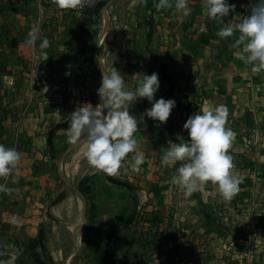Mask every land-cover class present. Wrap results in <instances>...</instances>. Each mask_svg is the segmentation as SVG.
<instances>
[{"label": "crops", "instance_id": "0c3cea01", "mask_svg": "<svg viewBox=\"0 0 264 264\" xmlns=\"http://www.w3.org/2000/svg\"><path fill=\"white\" fill-rule=\"evenodd\" d=\"M228 2L235 12L220 24L208 18L201 0H189L186 18L174 8L156 11L154 0H106L86 13L61 10L55 0H0V93L21 96L0 102L2 110L21 112L0 119V142L9 140L22 153L13 173L17 182L0 178L15 190L0 194V259L19 249L16 264H251L247 226L239 230L229 218L202 213L204 204L216 205V193L202 189L186 197L171 183L180 165L161 168L149 161L159 130L166 133L164 149L169 140L180 142L173 132L187 134L183 125L205 106H226L227 127L253 123L251 113L264 116V72L252 74L238 58V33L216 35L241 22L252 5ZM33 26L39 27L36 47L25 43ZM44 38L48 59L39 54ZM154 58L161 73L155 99L175 100L176 107L166 124L138 120L135 136L147 163L135 173L147 183H117L92 171L82 141L71 144L63 161L60 142H69L57 130L68 129L70 115L90 103L84 99L89 89L75 86V74L90 76L92 68L101 77L112 63L134 88L144 74L155 73ZM160 173L162 181L155 176Z\"/></svg>", "mask_w": 264, "mask_h": 264}, {"label": "clouds", "instance_id": "9594fccd", "mask_svg": "<svg viewBox=\"0 0 264 264\" xmlns=\"http://www.w3.org/2000/svg\"><path fill=\"white\" fill-rule=\"evenodd\" d=\"M146 0H141L145 3ZM252 5L249 15L241 22L221 27L216 35L221 38L233 37L240 51L238 58L254 75L264 72V0H249ZM61 10H76L83 6L84 0H55ZM204 10L210 20L224 24L225 18L234 13L235 4L228 0H201ZM156 11L173 9L182 17L191 14L189 0H154ZM39 27L33 26L25 43L36 47L40 39ZM49 41L44 38L39 43V54L46 59L43 51L49 47ZM160 88L157 73L144 74L134 88L129 87L125 76L114 66L102 72L101 86L97 90L99 104L93 107L84 103L70 115L68 129H58L57 135L66 134L68 142L76 145L82 141L83 155L89 166L95 172L109 177L119 176L121 169L127 164L131 171L139 172L145 157L138 150L135 134L138 131V119L130 114L132 107L140 100L146 99L151 107L143 113L144 117L159 124H166L176 101L163 98L155 99ZM47 91V89H46ZM207 104V102H206ZM57 121L62 119L61 111L56 110ZM228 109L224 105L205 106L190 116L183 128L188 133V139L183 142L169 140L161 157V166L176 168V174L171 183L184 191L186 197L201 191L208 184L214 185L224 201H231L240 191L242 179L234 171L233 156L230 149L236 133L227 127ZM129 154L131 159L128 160ZM22 153L16 148H6L0 144V178L17 182L13 173L20 166ZM15 190L0 183V194L11 195ZM0 252V257L4 256ZM7 259H0V264H16L20 250L9 252Z\"/></svg>", "mask_w": 264, "mask_h": 264}, {"label": "rangeland", "instance_id": "374dc122", "mask_svg": "<svg viewBox=\"0 0 264 264\" xmlns=\"http://www.w3.org/2000/svg\"><path fill=\"white\" fill-rule=\"evenodd\" d=\"M79 66L80 63L73 64L74 69H79ZM111 67L112 63L109 65V68ZM87 76H89L87 72H78L75 74L74 83L77 87L87 86V90L89 89V92L87 93L88 98L86 97V94H84V99L88 100V102L93 105L98 99L97 90L101 86L102 76L98 77L95 75L92 68L90 69V76L88 79H86ZM253 96L256 97V94ZM18 97L21 98L19 94H7V92L4 91V93H0V102L4 99L5 102L9 100H19ZM147 103L148 101L146 99L140 100L132 107L130 114L137 117L138 120L145 118L143 113L146 110L145 107L147 106ZM8 115L12 118H16L20 117L21 112L17 109L2 110L0 107V119ZM251 116L254 119L253 123L239 124L232 121L228 124L229 128L236 133L235 140L230 149V154L234 158V171L238 173L242 179V183L239 186L240 191L231 201H224L217 188L212 184H208L204 189L207 193L209 191L216 193L215 197L217 198V203L216 205L213 204L211 209H209L207 205L205 207L204 204L202 206V213L207 216L217 215L216 219L229 218V220L232 221V227L235 225V228H238L239 230L241 226H247L244 230L246 231L247 229L249 233L244 234V241L249 243L250 246L248 262L251 264H264V116L262 117V115H258V113H251ZM9 129H11L12 133L17 131L16 126L14 128L9 127ZM165 134L159 130V137L155 152L156 158L154 157L149 159L153 165L161 168L163 167L161 166L160 161L164 151L165 144L163 140L165 138ZM173 136L180 142L188 139V133H178V131H176L173 132ZM8 141L9 140L0 142V144H3L6 148H13L14 143ZM63 143L64 142H60V145L64 148L61 151L60 156L62 157V155H65V157L63 156L64 161L69 154L68 151L71 144ZM131 155L132 154H129V157L127 158L128 160L131 159ZM39 161L40 159L34 160V166L37 168L41 166ZM41 161L43 167L44 161L42 159ZM146 163L147 162H144L142 165H146ZM92 171L95 170L92 169ZM102 176H104L103 173ZM155 176H157L160 181H162L163 178H166V176L161 173L156 174ZM114 178L117 183H121L123 181L129 183L132 179L138 181V183H147L145 180L141 179L139 174L131 171L130 164H127L124 168H122L121 174L119 176H115ZM212 209H214V211ZM210 210L211 212H209Z\"/></svg>", "mask_w": 264, "mask_h": 264}, {"label": "built area", "instance_id": "2783aa9c", "mask_svg": "<svg viewBox=\"0 0 264 264\" xmlns=\"http://www.w3.org/2000/svg\"><path fill=\"white\" fill-rule=\"evenodd\" d=\"M106 0H84L82 7L74 10L80 13H86L97 9V7Z\"/></svg>", "mask_w": 264, "mask_h": 264}, {"label": "trees", "instance_id": "16d2710c", "mask_svg": "<svg viewBox=\"0 0 264 264\" xmlns=\"http://www.w3.org/2000/svg\"><path fill=\"white\" fill-rule=\"evenodd\" d=\"M156 67H157V61H156V59L154 58V59H153V69H154V72L157 73V74H161V73H159V72L156 70ZM87 180H88V179H84V180H82L81 183H80V186L84 185V184L87 182Z\"/></svg>", "mask_w": 264, "mask_h": 264}]
</instances>
